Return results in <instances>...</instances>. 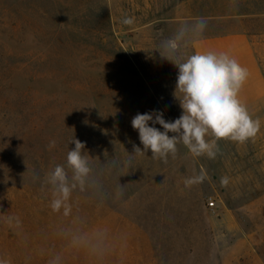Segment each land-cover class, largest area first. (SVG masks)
Here are the masks:
<instances>
[{"label":"rangeland","instance_id":"rangeland-1","mask_svg":"<svg viewBox=\"0 0 264 264\" xmlns=\"http://www.w3.org/2000/svg\"><path fill=\"white\" fill-rule=\"evenodd\" d=\"M179 1L0 0V264H264V106L214 157L134 153L137 113L182 114L156 51ZM73 138L92 171L65 214L44 180Z\"/></svg>","mask_w":264,"mask_h":264},{"label":"clouds","instance_id":"clouds-1","mask_svg":"<svg viewBox=\"0 0 264 264\" xmlns=\"http://www.w3.org/2000/svg\"><path fill=\"white\" fill-rule=\"evenodd\" d=\"M130 22L125 20V23ZM206 25L203 17L192 24H181L172 36L161 41L156 50L160 58L178 69L174 96L182 114L174 121H166L163 111L137 113L131 126L138 131L143 149L134 146V153L146 154L150 150L153 158L166 162L169 156L175 158L177 145L183 144L195 156L214 157L218 141L244 143L257 134L259 120L251 117L239 99L249 75L247 69L226 52L189 54L187 51L203 35ZM157 124L163 131L155 127ZM70 143L75 147L67 152L66 166L55 165L44 180L51 187L52 210L59 211L64 207L65 214L71 193L77 188H85L92 171L89 159L84 155L85 144L75 138ZM194 182L192 179L186 181L188 184ZM72 242L80 244L81 237L73 235Z\"/></svg>","mask_w":264,"mask_h":264},{"label":"crops","instance_id":"crops-1","mask_svg":"<svg viewBox=\"0 0 264 264\" xmlns=\"http://www.w3.org/2000/svg\"><path fill=\"white\" fill-rule=\"evenodd\" d=\"M201 17L207 21L206 28L214 27L205 28L192 53L226 52L246 68L249 75L239 99L253 114L264 106V30L252 27L264 20V0H181L173 9V20L180 24H192Z\"/></svg>","mask_w":264,"mask_h":264},{"label":"built area","instance_id":"built-area-1","mask_svg":"<svg viewBox=\"0 0 264 264\" xmlns=\"http://www.w3.org/2000/svg\"><path fill=\"white\" fill-rule=\"evenodd\" d=\"M210 206H211V207H213V206H214V203H213V202H211V203H210Z\"/></svg>","mask_w":264,"mask_h":264}]
</instances>
